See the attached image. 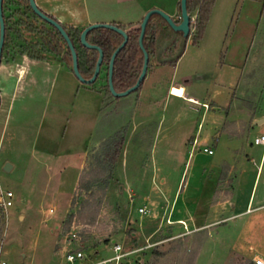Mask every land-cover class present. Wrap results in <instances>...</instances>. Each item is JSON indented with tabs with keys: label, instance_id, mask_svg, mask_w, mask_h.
<instances>
[{
	"label": "rangeland",
	"instance_id": "1",
	"mask_svg": "<svg viewBox=\"0 0 264 264\" xmlns=\"http://www.w3.org/2000/svg\"><path fill=\"white\" fill-rule=\"evenodd\" d=\"M241 8L242 0H215L197 44L192 12L175 66L152 64L140 91L109 97L108 119L100 113L104 71L86 84L61 56L42 51L36 60L45 63L32 67L8 124L0 111V188L14 195L0 208L8 264H61L75 246L94 261L114 254L113 241L123 251L137 249L121 264H254L252 254L264 257V207L235 216L233 205L241 167L251 170V181L260 159L264 167L263 146L253 142L264 133V122L256 123L264 117V17L253 20L242 45L241 28L252 18H237ZM6 14L11 28L2 61L20 63L29 58L24 50L47 36L43 26H52H42L22 0H9ZM176 83L199 103L183 100ZM115 132L124 141L111 162L105 155ZM66 155L78 164L63 173ZM52 161L62 175L47 172ZM5 162L13 165L8 172ZM261 179L257 194L264 172ZM259 199L250 206L264 204Z\"/></svg>",
	"mask_w": 264,
	"mask_h": 264
},
{
	"label": "trees",
	"instance_id": "2",
	"mask_svg": "<svg viewBox=\"0 0 264 264\" xmlns=\"http://www.w3.org/2000/svg\"><path fill=\"white\" fill-rule=\"evenodd\" d=\"M22 1L34 17L36 18L39 17L31 9L28 0H22ZM214 1L215 0H186L188 13L191 14L192 12L196 11V15H197L196 16L197 21L194 24L196 33L192 37L193 44H197L199 40L202 38L205 25L208 21ZM8 3L9 0L2 1V12H3L4 25H5V36H4V43L2 46V55L6 48V44L9 40V30L11 28V25L9 24L10 18L6 14V11L8 9ZM178 9L180 11V0L178 2ZM46 14L54 18L52 15L48 13ZM37 19L41 21L42 26L43 24L47 25L46 23H48L42 18H37ZM54 19L57 20L56 18ZM174 20L178 21L179 19H174ZM18 23L19 20H17L14 23V25H17ZM20 23L22 24V22ZM59 23L64 27V29L68 33L74 45V49L77 54V65L80 74L85 79L90 78L94 72L95 64L99 55L98 50L94 48H88L81 43L80 33L84 27L73 26V25L67 27L65 24L61 22ZM111 24L124 29L128 36L125 45L119 50V52L114 58L113 69H112L113 87L117 92H121L135 84L142 69L144 54L138 41L139 33H140V22L136 24L130 23L127 24V26L119 22H111ZM51 26L52 27H48L47 30L45 26H43L42 31L44 32L47 31V36L44 37L41 42H35L33 44L32 50L30 51L24 50V52L27 54L29 58H33V59H43L44 58V53L42 52L43 50L54 53L57 56H61L63 62L66 63V65L69 68H71V71H73L72 55L69 47L67 46V42L65 41L61 33L53 25ZM48 29H51L52 32L49 31ZM29 31H34V28L29 27ZM18 36L22 38L21 34H18ZM188 37L189 34L188 36H184L181 31H175L168 24V22L164 18H162L159 14L156 13L152 14L149 17V20L146 24V28L142 40L143 47L148 53L147 72L152 64H155L157 66L159 65L174 66L185 50ZM123 39L124 38L120 33L104 27L94 28L90 30L86 35V40L89 43L98 45L103 51V59L100 66V71L96 77V80L99 79L101 71H104L103 79L105 83L102 85V88L104 90V96L100 107V113L102 112L105 113L103 119L105 117L106 119H108L107 117H109L110 115L109 112H106V109L110 106V103H107V99L111 97L112 99L118 100V97L114 96L109 90L108 65L111 54L120 45ZM39 45L41 46L42 50H37V47ZM2 55H1V59H2ZM144 79L142 80L140 85L132 92L140 91ZM120 100L125 101L126 99H120ZM107 135L112 137L111 133L108 134L107 132ZM113 136H115L114 139L110 138V141L107 143L108 144L110 143L114 149L109 148L106 151V155H105L107 156V158H109V161L111 162H114L116 160V157L119 153V149L124 141L123 133L115 132V135ZM104 145L107 144L105 143Z\"/></svg>",
	"mask_w": 264,
	"mask_h": 264
},
{
	"label": "crops",
	"instance_id": "3",
	"mask_svg": "<svg viewBox=\"0 0 264 264\" xmlns=\"http://www.w3.org/2000/svg\"><path fill=\"white\" fill-rule=\"evenodd\" d=\"M35 2L43 12L52 15L59 22L63 24L73 23L75 26L82 25L83 27L95 22H108V23L119 22L124 25L130 23L136 24L140 22L144 14L151 8H159L174 19L180 18L179 17L180 11L178 9L179 0H35ZM261 3L262 0H242V8L238 13L237 18H252V24L248 23V27L241 28V30L243 31V40H241L242 45H245V40H247V38L249 40L250 30H252L254 24L253 20H256V18L258 19L264 17V4L261 5ZM99 16L109 17V18H101V17L96 18ZM238 22L239 21L237 19L236 23ZM247 22H249V19H247ZM232 37L235 38V30L233 32ZM239 37L240 36L237 34L236 41H239L238 40ZM234 58L235 57L231 55L230 64H235L232 62ZM37 63H45V62L42 60L29 59L26 56L23 57V61H21L20 63L9 62V61L3 62L1 59L0 111L1 113L5 114L3 125L8 124L14 107L13 106L14 102L16 101L17 98H19V94L24 88V84L25 81L27 80L28 75L29 76L32 75L31 73L32 67H34ZM148 72L146 73V77ZM174 85L182 86L184 88V97L186 99L182 98L183 100H186L189 103H195L193 101H190V99H192L199 103L198 98L195 95L189 94L187 92L186 86H184L182 83H176ZM175 97L181 98L179 96H175ZM201 103H207V102L202 101ZM190 108L196 110L195 107L193 106H191ZM73 154L76 155L77 152H74ZM55 158H56L55 156L51 157L52 160ZM63 159L66 161H70L67 163V166L64 164L61 165V166H66V169L65 170L63 169V173L66 172L67 169L71 166H72L71 168H74L76 166L75 163L78 164L77 158H71L69 155H66ZM253 160L251 161L252 163ZM52 162L53 163H45L44 167L47 170V172L50 174L53 170H55V173L57 175H62L63 173L62 174L60 173L62 168L60 169L59 163H57V161H52ZM261 162L262 160L260 159L259 163L256 164L255 170L252 169L253 171L252 181L250 177L251 170L248 169L245 165H243L241 167V170L239 171L237 178L236 197H235L236 201H234L233 203L235 216L250 214L264 207L263 203L258 204L255 207L250 206V202L252 203L256 195H258L261 199L264 198L263 190H262L263 192L260 191V193L257 194L258 193L257 190L254 189L256 183L259 184L260 181H262L261 176L264 172V167L261 164ZM254 164L255 162L252 165ZM81 165L82 164L78 165L77 169H79ZM261 199L257 201L260 202ZM180 221L183 222V220ZM248 250L249 251L251 250L250 246H248ZM252 255L250 256V259L253 257ZM243 256L246 257L245 255ZM257 256L263 257L261 254H258Z\"/></svg>",
	"mask_w": 264,
	"mask_h": 264
},
{
	"label": "water",
	"instance_id": "4",
	"mask_svg": "<svg viewBox=\"0 0 264 264\" xmlns=\"http://www.w3.org/2000/svg\"><path fill=\"white\" fill-rule=\"evenodd\" d=\"M2 1L0 0V62H1V55H2V46L4 43V36H5V25H4V18H3V12H2ZM29 1V5L31 7V9L43 20L47 21L49 24L53 25L63 36V38L65 39V41L67 42V46L69 47L70 51H71V55H72V70L73 73L75 75V77L80 80L83 83L89 84V83H93L96 80V77L100 71V66L102 63V59H103V51L102 49L96 45V44H91L86 40V35L87 33L94 29V28H98V27H104V28H109L112 29L118 33H120L123 36V41L120 43V45L113 51V53L111 54L110 60H109V65H108V86H109V90L110 92L116 96V97H120V96H125L127 94H129L130 92L134 91L142 82V80L145 78L146 76V72H147V66H148V53L146 52V50L143 47L142 44V40H143V36H144V32H145V28H146V24L149 20V17L152 14H159L162 18H164L168 24L175 30V31H181L183 33L184 36H188L189 31H190V15L187 11V6H186V0H180V18L178 21L174 20V18H172L171 16H169L166 12H164L163 10L159 9V8H151L149 9L143 16L141 22H140V33H139V45L141 47V49L143 50V54H144V58H143V65H142V69L141 72L135 82V84L131 87H129L128 89L121 91V92H117L114 87H113V83H112V69H113V62H114V58L117 55V53L119 52V50L125 45L128 36L127 33L124 29L113 25L111 23H107V22H95V23H91L88 24L87 26H85L81 33H80V41L81 43L88 47V48H94L97 49L99 52L96 64H95V68H94V72L92 74V76L88 79H85L79 72L78 69V65H77V54L76 51L74 49V45L68 35V33L66 32V30L64 29V27L54 18L48 16L45 12H43L36 4L35 0H28ZM262 122H264V117L256 120V123L261 124ZM12 168V164L9 162H5L3 165V170L5 171H10ZM139 259V258H138Z\"/></svg>",
	"mask_w": 264,
	"mask_h": 264
},
{
	"label": "built area",
	"instance_id": "5",
	"mask_svg": "<svg viewBox=\"0 0 264 264\" xmlns=\"http://www.w3.org/2000/svg\"><path fill=\"white\" fill-rule=\"evenodd\" d=\"M203 106L206 108L207 104L203 103ZM253 142L254 144L262 145L264 147V134L255 136ZM203 151L208 154H211L213 152V150L209 147L203 148ZM13 196L14 195L11 190L3 191L0 188V208H7L11 206ZM139 211L146 212V210L142 207L139 208ZM75 235L76 234L73 233V236ZM112 250L114 252L112 256L103 257L94 261H86L85 255L81 248H79L78 246L71 247L65 250V252L63 253L61 264H121L122 259L135 252L137 249L123 251L122 246L116 241H113ZM251 260L254 264H264V257L261 256L255 255L251 258ZM0 264H8L3 255L2 245H0Z\"/></svg>",
	"mask_w": 264,
	"mask_h": 264
}]
</instances>
